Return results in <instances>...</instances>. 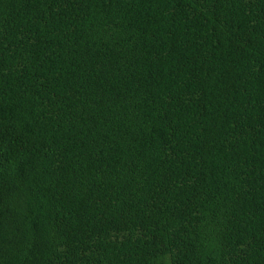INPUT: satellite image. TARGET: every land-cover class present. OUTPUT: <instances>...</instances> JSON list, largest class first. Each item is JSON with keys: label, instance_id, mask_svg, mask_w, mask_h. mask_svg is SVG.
Returning <instances> with one entry per match:
<instances>
[{"label": "trees", "instance_id": "16d2710c", "mask_svg": "<svg viewBox=\"0 0 264 264\" xmlns=\"http://www.w3.org/2000/svg\"><path fill=\"white\" fill-rule=\"evenodd\" d=\"M0 264H264V0H0Z\"/></svg>", "mask_w": 264, "mask_h": 264}]
</instances>
